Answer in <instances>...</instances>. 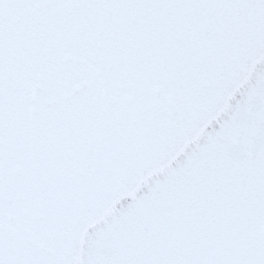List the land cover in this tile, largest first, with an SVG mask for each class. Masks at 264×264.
I'll list each match as a JSON object with an SVG mask.
<instances>
[{
	"label": "snow or ice",
	"instance_id": "1",
	"mask_svg": "<svg viewBox=\"0 0 264 264\" xmlns=\"http://www.w3.org/2000/svg\"><path fill=\"white\" fill-rule=\"evenodd\" d=\"M82 233L79 264H264V0H0V264Z\"/></svg>",
	"mask_w": 264,
	"mask_h": 264
},
{
	"label": "water",
	"instance_id": "2",
	"mask_svg": "<svg viewBox=\"0 0 264 264\" xmlns=\"http://www.w3.org/2000/svg\"><path fill=\"white\" fill-rule=\"evenodd\" d=\"M12 55L15 57L16 52L15 50H13ZM26 62L31 64V60L28 59L27 57L25 58ZM260 58H258L259 60ZM13 110H14V106H13ZM17 150V143H16V138L14 136H9L5 138V152L6 154H8V159H7V164L10 167V169L15 172L18 168H19V164L17 163V160L15 158V153ZM164 165H160V170H163ZM126 195H134V193H126ZM12 207V211L10 214H8L6 216V228L7 230L15 235L18 232V227H17V220H18V214L15 210V206H14V202L12 203V205H10ZM114 206V205H113ZM112 210V206H110L109 208H106L104 210V215H107L109 212H111ZM103 216L99 217L98 219H102ZM97 220H93L91 223H96L98 222ZM85 231H87V229H85ZM85 243V237L84 234L82 233L80 235V249L77 251L76 253V264H79L80 259L82 258V254H83V245Z\"/></svg>",
	"mask_w": 264,
	"mask_h": 264
}]
</instances>
